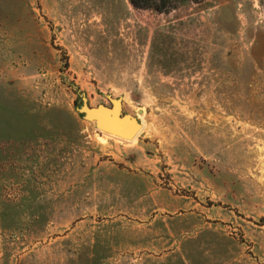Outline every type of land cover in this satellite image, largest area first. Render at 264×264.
<instances>
[{
  "label": "rangeland",
  "instance_id": "374dc122",
  "mask_svg": "<svg viewBox=\"0 0 264 264\" xmlns=\"http://www.w3.org/2000/svg\"><path fill=\"white\" fill-rule=\"evenodd\" d=\"M0 264H264V0H0Z\"/></svg>",
  "mask_w": 264,
  "mask_h": 264
},
{
  "label": "water",
  "instance_id": "95a60500",
  "mask_svg": "<svg viewBox=\"0 0 264 264\" xmlns=\"http://www.w3.org/2000/svg\"><path fill=\"white\" fill-rule=\"evenodd\" d=\"M111 106L100 104L92 107L83 96V105L79 109L89 120L95 121L98 128L113 133L122 138L132 140L141 130L142 123L135 116L122 111V102L119 98L109 95Z\"/></svg>",
  "mask_w": 264,
  "mask_h": 264
},
{
  "label": "trees",
  "instance_id": "16d2710c",
  "mask_svg": "<svg viewBox=\"0 0 264 264\" xmlns=\"http://www.w3.org/2000/svg\"><path fill=\"white\" fill-rule=\"evenodd\" d=\"M133 6L137 8L143 9H153L157 11H166L170 9H174L180 3L187 0H130ZM200 1V0H193ZM75 87L79 90L80 88L75 85Z\"/></svg>",
  "mask_w": 264,
  "mask_h": 264
}]
</instances>
